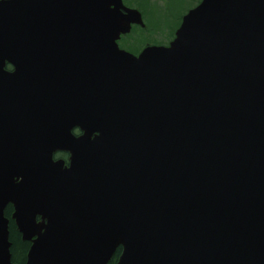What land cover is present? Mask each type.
<instances>
[{"label": "water", "instance_id": "95a60500", "mask_svg": "<svg viewBox=\"0 0 264 264\" xmlns=\"http://www.w3.org/2000/svg\"><path fill=\"white\" fill-rule=\"evenodd\" d=\"M132 25L123 0H0V264L9 204L25 264H264V0H203L139 58Z\"/></svg>", "mask_w": 264, "mask_h": 264}, {"label": "rangeland", "instance_id": "374dc122", "mask_svg": "<svg viewBox=\"0 0 264 264\" xmlns=\"http://www.w3.org/2000/svg\"><path fill=\"white\" fill-rule=\"evenodd\" d=\"M146 3H142V2ZM173 0H149V4H147L146 0H132V4H135L138 7V4H140V9L144 13V17L146 19V22L150 26H155V32L158 31V25H155L157 23H162L163 20L166 21V19H161V20H156L155 18L157 17V14L154 13V9L152 7L154 6H161V11L163 12V8H166L167 6H170L172 4ZM184 4H176L168 13L165 12L164 14H167V19L170 21H163L165 24L163 25V31L161 34H156L155 32L150 33L148 31L145 32V34H140V32L135 33L128 39V41L131 43V46H135L134 43V37H139V36H144L139 38L138 40H143L142 43H138V46H141L145 41H157V42H149V43H161V44H167L173 37V30L170 33L171 26L173 24L174 29L178 26L179 24V19L181 18L182 14L186 11L183 9ZM161 14V13H160ZM169 34L172 36L168 38ZM132 38V39H130ZM124 43V42H123Z\"/></svg>", "mask_w": 264, "mask_h": 264}, {"label": "trees", "instance_id": "16d2710c", "mask_svg": "<svg viewBox=\"0 0 264 264\" xmlns=\"http://www.w3.org/2000/svg\"><path fill=\"white\" fill-rule=\"evenodd\" d=\"M11 241L13 244V262L17 264H25L30 244L22 241L21 236L14 225L11 228ZM117 257L118 254L113 258V260L109 264H116Z\"/></svg>", "mask_w": 264, "mask_h": 264}, {"label": "flooded vegetation", "instance_id": "af4514ba", "mask_svg": "<svg viewBox=\"0 0 264 264\" xmlns=\"http://www.w3.org/2000/svg\"><path fill=\"white\" fill-rule=\"evenodd\" d=\"M137 51H138V49H137ZM140 51H138L137 53H139ZM11 68H12V66L10 65V64H8V68L7 69H9V70H11ZM76 133H79V131H76ZM64 156L66 157V158H69V154H64ZM14 212V209H13V207H11L9 210H8V215L9 216H11V214ZM15 225V224H14ZM21 236V235H20ZM22 239V238H21ZM116 264H117V262H116Z\"/></svg>", "mask_w": 264, "mask_h": 264}]
</instances>
